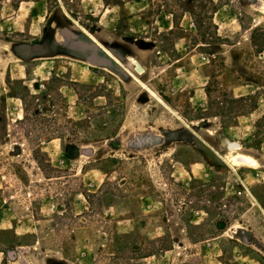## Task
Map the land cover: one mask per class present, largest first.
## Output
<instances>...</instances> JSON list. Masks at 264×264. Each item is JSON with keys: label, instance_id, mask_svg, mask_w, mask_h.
Segmentation results:
<instances>
[{"label": "rangeland", "instance_id": "rangeland-1", "mask_svg": "<svg viewBox=\"0 0 264 264\" xmlns=\"http://www.w3.org/2000/svg\"><path fill=\"white\" fill-rule=\"evenodd\" d=\"M0 264H264V0H0Z\"/></svg>", "mask_w": 264, "mask_h": 264}, {"label": "bare ground", "instance_id": "bare-ground-1", "mask_svg": "<svg viewBox=\"0 0 264 264\" xmlns=\"http://www.w3.org/2000/svg\"><path fill=\"white\" fill-rule=\"evenodd\" d=\"M65 34V35H64ZM64 36H69V37H73L70 34H68L66 31H64L63 33ZM107 52V51H106ZM109 55H111L109 52H107ZM239 148V144L235 143L234 147H231V145H229V149L231 151L232 156H234V158L239 157V155L237 154V150H233V149H238Z\"/></svg>", "mask_w": 264, "mask_h": 264}, {"label": "water", "instance_id": "water-1", "mask_svg": "<svg viewBox=\"0 0 264 264\" xmlns=\"http://www.w3.org/2000/svg\"><path fill=\"white\" fill-rule=\"evenodd\" d=\"M66 32L74 37V35L71 32H69V31H66ZM88 60L92 64H95L97 62V58L95 57V55H91ZM234 145H235V143L231 144V147H234Z\"/></svg>", "mask_w": 264, "mask_h": 264}, {"label": "flooded vegetation", "instance_id": "flooded-vegetation-1", "mask_svg": "<svg viewBox=\"0 0 264 264\" xmlns=\"http://www.w3.org/2000/svg\"><path fill=\"white\" fill-rule=\"evenodd\" d=\"M79 45V46H78ZM78 45H76V47H72V48H67V49H76V48H78V47H82L83 45L82 44H78Z\"/></svg>", "mask_w": 264, "mask_h": 264}]
</instances>
